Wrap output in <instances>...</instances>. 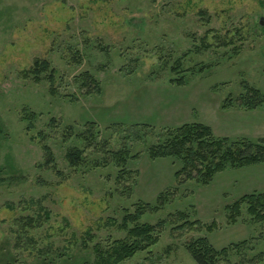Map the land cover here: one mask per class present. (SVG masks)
Wrapping results in <instances>:
<instances>
[{
  "label": "rangeland",
  "instance_id": "1",
  "mask_svg": "<svg viewBox=\"0 0 264 264\" xmlns=\"http://www.w3.org/2000/svg\"><path fill=\"white\" fill-rule=\"evenodd\" d=\"M259 1L0 0V264H87L95 243L124 238L112 222L140 202L156 205L162 192H169L163 207L139 221L168 220L158 241L118 264H196L185 243L197 237L215 249L251 238L255 250L246 258L264 251L263 226L251 223L244 207L237 223L227 225L224 210L241 195L264 190L262 164L227 168L198 185L175 179L178 160L147 154L167 129L190 122L218 138H264V103L249 110L237 100L243 83L264 96ZM35 59L55 69V94L44 76L40 82L22 77ZM84 72L99 83V93L84 94L78 81ZM228 97L231 105L222 108ZM89 124L91 146L76 136ZM43 144L54 167L44 163ZM71 147L83 151L76 167L65 159ZM121 149L133 174L117 182L112 161L93 164ZM177 212L214 222L215 229L174 230L179 221L169 216ZM37 213L40 227H21V218ZM86 230L94 235L88 249L81 244ZM239 259L232 250L230 262Z\"/></svg>",
  "mask_w": 264,
  "mask_h": 264
},
{
  "label": "trees",
  "instance_id": "2",
  "mask_svg": "<svg viewBox=\"0 0 264 264\" xmlns=\"http://www.w3.org/2000/svg\"><path fill=\"white\" fill-rule=\"evenodd\" d=\"M259 3L264 7V0ZM207 47V45H204ZM80 60L78 59L77 62ZM23 78H31L34 82H40L46 79L50 84V93L55 94L54 88L51 86L55 82V69L51 68L48 61L35 59L30 68L21 72ZM78 81L80 86L85 89L84 94L99 93V83L92 78L88 72L79 75ZM176 84L181 85L182 80H176ZM244 93L238 96L239 106L252 110L264 103V96L259 90L243 83ZM232 103L230 97L226 98L222 104V108H228ZM30 120L33 114L24 116ZM31 123L29 124V126ZM92 124L84 132L76 134L77 137L86 141L91 146L95 139ZM144 126V125H143ZM69 133L65 137L71 135L72 128L68 127ZM165 140L160 143L149 146L147 154L149 159L173 158L180 162V168L175 171L174 177L179 183L191 180L198 185H207L211 182L214 175L224 171L227 168H242L255 164L264 166V138L252 142L247 139L232 141L228 137H214L211 129L201 123L190 122L184 123L174 129H167ZM41 138L44 134L39 133ZM42 149L45 156V164L53 165V155L50 148L43 144ZM108 160L102 158L95 162V167L104 166L112 161L119 167L116 181H122L132 178V171L125 169L126 160L130 157L126 149L118 151L106 152ZM70 167H76L83 163V151L71 147L65 154ZM101 161V162H100ZM58 173V172H57ZM130 186L127 187V189ZM128 191V190H127ZM130 191V190H129ZM128 191V192H129ZM169 192H162L158 195L156 205L149 203H138L132 213L126 212L119 223L112 222L116 229L124 231L125 236L122 239L113 240L106 245L95 243L92 247V261L87 264H118L121 261L132 257L138 251L148 249L158 241V235L161 233L168 223L167 219L158 220L155 224L140 223L142 214L146 211H156L163 207ZM245 208L246 215L253 224H260L264 229V190L261 192H251L243 194L234 200L231 204L225 206L227 225H235L241 217V210ZM45 219L48 213L44 210ZM41 215L37 213L36 217H24L20 219V225L24 229H34L43 224ZM171 222L177 223L174 230L182 231L186 228L200 230L203 228L206 233L215 229L214 222L210 224H202L198 220L190 221L185 212H177L170 214ZM94 235L86 230L82 235L81 244L88 249L87 241H91ZM259 238L264 240V235ZM27 240L34 243L32 238ZM255 242L251 238H245L237 242L215 249L209 242L207 237L192 238L185 243V249L196 264H218L219 260H223L225 264H264V251L258 252L246 258L245 253L255 250ZM236 251L240 255L237 263H231L229 254ZM42 254V251L38 250ZM86 264V263H82Z\"/></svg>",
  "mask_w": 264,
  "mask_h": 264
},
{
  "label": "water",
  "instance_id": "3",
  "mask_svg": "<svg viewBox=\"0 0 264 264\" xmlns=\"http://www.w3.org/2000/svg\"><path fill=\"white\" fill-rule=\"evenodd\" d=\"M259 24H260L261 26L264 24V18H261V19L259 20Z\"/></svg>",
  "mask_w": 264,
  "mask_h": 264
}]
</instances>
